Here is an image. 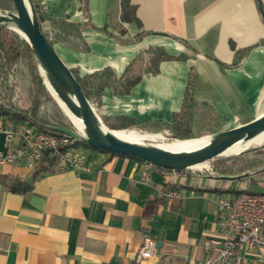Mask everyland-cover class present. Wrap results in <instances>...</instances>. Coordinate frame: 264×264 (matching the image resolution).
<instances>
[{
	"label": "crops",
	"instance_id": "crops-1",
	"mask_svg": "<svg viewBox=\"0 0 264 264\" xmlns=\"http://www.w3.org/2000/svg\"><path fill=\"white\" fill-rule=\"evenodd\" d=\"M83 2L41 0L51 19L90 22L55 48L80 76L116 74L95 106L102 120L171 125L188 87L195 136L264 114V0H130L138 22L123 19L122 0H86L88 16ZM155 49L173 57L158 73L149 71ZM75 149L91 171L56 166L33 182L35 170L0 165V264H136L147 238L156 249L143 264H201L204 243L222 238L217 199L234 196L233 188L264 193V172L236 181L215 178L210 168L163 173L131 157L82 144ZM15 179L33 182L32 190L13 192ZM173 191L181 195L170 198ZM240 255L241 264H264V249Z\"/></svg>",
	"mask_w": 264,
	"mask_h": 264
},
{
	"label": "trees",
	"instance_id": "trees-1",
	"mask_svg": "<svg viewBox=\"0 0 264 264\" xmlns=\"http://www.w3.org/2000/svg\"><path fill=\"white\" fill-rule=\"evenodd\" d=\"M35 7L36 13L44 21L39 20L40 29L45 34L50 43L54 46L56 42L68 36L71 31L90 27L87 24L76 25L65 20L51 19L43 9L41 0H30ZM82 9L88 16L87 2L82 3ZM123 19L130 22H138L135 16V7L131 5L130 0H122ZM15 10L13 0H0V12L8 13ZM59 25L60 30L53 29ZM66 27V28H63ZM70 29V30H69ZM68 30V31H67ZM67 31V32H66ZM65 34V36H64ZM22 36L8 28H0V117L5 118L13 126H19L24 123L36 127L38 131L46 133H56L53 127L66 128L78 132L67 116L61 115L56 111L55 99L44 83V78L38 70V64L32 51L31 46L23 39ZM151 58L152 73H158L159 65L164 60H172L173 57L168 55L162 49L153 50ZM76 78L83 86L89 101L95 107L100 102L102 94L107 87L117 82L116 74L106 69L103 71L80 76L78 72L72 70ZM24 80V81H23ZM140 80L137 78L127 84L126 92ZM23 81V83H22ZM28 88V95L24 92ZM187 88L181 114L173 118L171 125L164 123H151L154 127L161 128L172 136L171 141H186L195 139L192 131L194 117V99L193 94ZM64 112V111H63ZM65 114V113H64ZM147 124H141L129 117H118L117 124L111 126L112 130H132L134 127H146ZM110 129V128H109ZM88 148L89 145L77 142ZM105 152L101 149H96ZM116 155V154H113ZM130 157V156H125ZM138 161V158L131 157ZM143 162V161H142ZM57 166L56 157H51L47 152L46 158L42 164L33 173V182L42 174L53 172ZM160 172H174L158 168ZM191 170L184 172H175L179 174L189 173ZM205 172V171H202ZM264 172V147L252 145L242 154L220 157L212 161L210 173L215 178L226 180H242L247 176ZM33 182L27 183L22 180H12L10 189L13 192L26 193L32 190ZM235 195L242 193L254 194L250 189H231Z\"/></svg>",
	"mask_w": 264,
	"mask_h": 264
},
{
	"label": "water",
	"instance_id": "water-1",
	"mask_svg": "<svg viewBox=\"0 0 264 264\" xmlns=\"http://www.w3.org/2000/svg\"><path fill=\"white\" fill-rule=\"evenodd\" d=\"M16 13L0 14V28H8L22 36L31 46L44 83L50 84L49 90L57 101H61L68 111L82 121L83 130L74 132L66 128L53 127V131L67 135L77 142L89 145L107 153L120 156H130L142 160L156 168L174 172H184L198 169V166L208 164L213 160L234 156L246 152L249 147L239 153L228 152L237 145L245 144L264 134V114L249 123L221 131L209 136V141L193 150L172 151L154 144H139L117 137L109 129L91 104L88 96L72 70L63 61L40 29L39 20L44 21L36 13L30 0H13ZM264 20V9L260 6ZM47 81V82H46ZM264 147V144L260 145ZM161 242L157 248H161Z\"/></svg>",
	"mask_w": 264,
	"mask_h": 264
},
{
	"label": "built area",
	"instance_id": "built-area-1",
	"mask_svg": "<svg viewBox=\"0 0 264 264\" xmlns=\"http://www.w3.org/2000/svg\"><path fill=\"white\" fill-rule=\"evenodd\" d=\"M0 134L4 135L6 150L0 151V165L19 164L36 170L48 152L56 157L59 170L86 169L91 171L85 159L75 149L77 141L64 134L38 131L28 123L19 126L8 125L0 119ZM148 167L152 165L146 163ZM190 194L195 195V191ZM179 191L169 194L179 197ZM219 241L204 243L206 259L201 264H241V252L252 254L264 249V193H242L217 199ZM156 242L145 239L135 257L136 264L155 255Z\"/></svg>",
	"mask_w": 264,
	"mask_h": 264
},
{
	"label": "bare ground",
	"instance_id": "bare-ground-1",
	"mask_svg": "<svg viewBox=\"0 0 264 264\" xmlns=\"http://www.w3.org/2000/svg\"><path fill=\"white\" fill-rule=\"evenodd\" d=\"M21 34H22V37L25 38V35L23 33H21ZM47 84L48 85L45 84L47 86V88H48V86L50 88V84L48 82H47ZM49 88H48V90H49ZM50 90L53 92L54 95H56L55 92L51 88H50ZM53 94H52V96H53ZM57 102L60 104L62 110L64 111L65 115L69 118L71 123L77 129L82 131L83 128H84L82 121L79 120L78 118H76L75 116H73L68 111L66 106L60 100L57 101ZM113 133L117 137H119L120 139L129 141V142H136V143H139V144H145L144 141L147 140V139H152V141H154V142L156 140L160 139L159 136L151 135V134L150 135L141 134V133L137 132L136 130H114ZM162 138H163V136H162ZM208 141H209V137L202 138V139H191V140H186V141H174L171 144L170 143H164V144H160L159 143V144H154V145L159 146V147L164 148V149H167V150H172V151H185V150L197 149V148L205 145ZM262 144H264V134H261L260 136L256 137L254 140L249 141V142H247L245 144L237 145L235 148L230 150L228 152V154H230V153H239L242 150H244L247 147H250L252 145L260 146ZM206 167H207V165L204 164V165L198 166L197 168L198 169H203V168H206Z\"/></svg>",
	"mask_w": 264,
	"mask_h": 264
},
{
	"label": "rangeland",
	"instance_id": "rangeland-1",
	"mask_svg": "<svg viewBox=\"0 0 264 264\" xmlns=\"http://www.w3.org/2000/svg\"><path fill=\"white\" fill-rule=\"evenodd\" d=\"M9 12H12V13H16V10H10ZM8 12V13H9ZM0 14H6V13H1L0 12ZM21 39H23L22 37H21ZM24 40V39H23ZM55 46V45H54ZM38 70H39V67H38ZM40 71V70H39ZM41 74V73H40ZM24 81V80H23ZM23 81H22V83H23ZM24 92L28 95V88H24ZM55 99V98H54ZM55 101L56 102H54V105H55V108H56V111L57 112H59L61 115H65L64 114V112H63V110H62V108H61V106H60V104L57 102V100L55 99ZM66 116V115H65ZM103 122H104V124L108 127V128H110L111 129V126H113V125H115V124H117V119H116V123L114 124H112V123H108L107 121H104L103 120ZM132 130H136L137 132H139V133H141V134H146V135H156V136H159L160 137V139H158V140H156L155 142L154 141H152V139H147V140H145L144 142H145V144H164V143H172V142H174V141H171L170 139H172V136L171 135H169L167 132H164L161 128H158V127H154V126H146V127H134V128H132ZM212 135V134H211ZM162 136H163V138H162ZM210 135H202V136H200V137H198V136H195L196 138L195 139H202V138H207V137H209ZM171 141V142H170ZM225 157H229V156H225ZM207 165V167L206 168H203V169H199V171H201V170H205V169H208L209 170V168H211V166H212V162H210V163H208V164H206ZM195 171H197V170H195Z\"/></svg>",
	"mask_w": 264,
	"mask_h": 264
}]
</instances>
